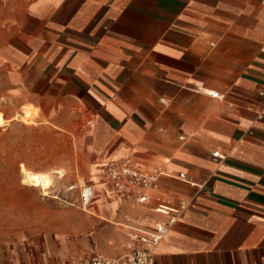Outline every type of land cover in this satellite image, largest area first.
Segmentation results:
<instances>
[{
	"label": "crops",
	"instance_id": "obj_1",
	"mask_svg": "<svg viewBox=\"0 0 264 264\" xmlns=\"http://www.w3.org/2000/svg\"><path fill=\"white\" fill-rule=\"evenodd\" d=\"M17 30L6 58L14 91L92 115L83 142L108 157L104 169L130 157L165 170L140 205L102 185L96 214L118 224L99 249L65 259L124 255L139 215L163 218L161 199H189L155 264H264V0H26ZM31 76L48 88L28 90Z\"/></svg>",
	"mask_w": 264,
	"mask_h": 264
},
{
	"label": "rangeland",
	"instance_id": "obj_2",
	"mask_svg": "<svg viewBox=\"0 0 264 264\" xmlns=\"http://www.w3.org/2000/svg\"><path fill=\"white\" fill-rule=\"evenodd\" d=\"M25 4L0 0V113L5 119L0 124V260L7 264H38L37 252L52 248L64 259L89 253L99 249L97 238L111 226L96 214L105 199L102 185L106 193L111 189L103 167L108 157L97 161L82 136L93 116L81 118L65 100L33 98L25 90H18L20 101L13 98L7 48L17 42ZM48 85L33 76L25 82L30 91ZM26 109L35 122L24 121ZM29 175L47 180V191L25 182ZM86 186L93 190L88 203Z\"/></svg>",
	"mask_w": 264,
	"mask_h": 264
},
{
	"label": "built area",
	"instance_id": "obj_3",
	"mask_svg": "<svg viewBox=\"0 0 264 264\" xmlns=\"http://www.w3.org/2000/svg\"><path fill=\"white\" fill-rule=\"evenodd\" d=\"M216 95V94H215ZM217 96V95H216ZM214 158H222L215 152ZM165 174L162 167L153 172L140 170L132 165L130 157L109 161L104 169L112 191L126 207L147 203L149 192L157 187L158 179ZM179 178L194 184L186 172H180ZM189 199H180L177 204L161 199L155 207L156 214L139 215V226L134 227L132 237L136 243L129 252L121 256H110L102 252L65 259L61 264H155L154 251L161 243L170 227L176 223L190 205Z\"/></svg>",
	"mask_w": 264,
	"mask_h": 264
},
{
	"label": "bare ground",
	"instance_id": "obj_4",
	"mask_svg": "<svg viewBox=\"0 0 264 264\" xmlns=\"http://www.w3.org/2000/svg\"><path fill=\"white\" fill-rule=\"evenodd\" d=\"M13 98L15 100H19L20 99V93L18 91H13ZM27 107V106H26ZM31 108V107H30ZM38 112V111H37ZM34 113V112H33ZM37 114V113H36ZM37 116V115H36ZM23 117H24V121L25 122H35L34 119L31 117V114H30V110L26 109L25 112L23 113ZM5 122V119L3 118L2 114L0 113V124L3 125ZM8 124V123H7ZM24 181L27 182V183H30L32 185H36V184H42L43 186V189L44 191L46 192L47 191V186H48V181L45 180H41L39 177L35 176V175H29L27 177L24 178ZM26 183V184H27ZM50 185V184H49ZM41 186V185H40ZM91 191H92V187L91 186H86L83 188V193H84V196L86 198V202H89L90 200V196H91ZM48 194V193H47ZM85 202V203H86ZM110 222H113L114 224H118V222L116 220H113V219H110Z\"/></svg>",
	"mask_w": 264,
	"mask_h": 264
}]
</instances>
